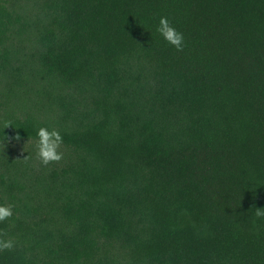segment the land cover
<instances>
[{"label": "trees", "instance_id": "trees-1", "mask_svg": "<svg viewBox=\"0 0 264 264\" xmlns=\"http://www.w3.org/2000/svg\"><path fill=\"white\" fill-rule=\"evenodd\" d=\"M0 204V264H264V0H0Z\"/></svg>", "mask_w": 264, "mask_h": 264}, {"label": "clouds", "instance_id": "clouds-1", "mask_svg": "<svg viewBox=\"0 0 264 264\" xmlns=\"http://www.w3.org/2000/svg\"><path fill=\"white\" fill-rule=\"evenodd\" d=\"M157 31L162 35L164 40L174 46L176 50H182L185 46L184 34L171 24L168 17L161 16L159 18ZM37 136L39 149L38 154L43 164H48L50 161H58L62 158V153L57 151L63 142L59 131L56 129L49 130L45 127H40L37 130ZM261 209L264 208L257 209L258 214H264V212H261ZM11 215L12 207L10 205L6 206L0 204V221L5 220ZM13 246V240L11 239L0 240V250L11 249Z\"/></svg>", "mask_w": 264, "mask_h": 264}]
</instances>
